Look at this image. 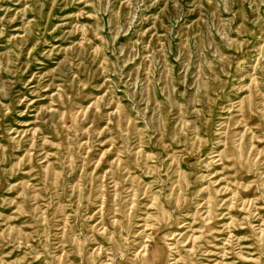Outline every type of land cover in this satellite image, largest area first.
<instances>
[{
  "label": "rangeland",
  "instance_id": "374dc122",
  "mask_svg": "<svg viewBox=\"0 0 264 264\" xmlns=\"http://www.w3.org/2000/svg\"><path fill=\"white\" fill-rule=\"evenodd\" d=\"M0 264H264V0H0Z\"/></svg>",
  "mask_w": 264,
  "mask_h": 264
}]
</instances>
